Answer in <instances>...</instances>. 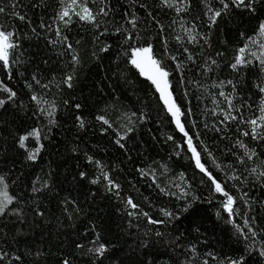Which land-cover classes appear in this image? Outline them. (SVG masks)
I'll list each match as a JSON object with an SVG mask.
<instances>
[{"label": "trees", "instance_id": "obj_1", "mask_svg": "<svg viewBox=\"0 0 264 264\" xmlns=\"http://www.w3.org/2000/svg\"><path fill=\"white\" fill-rule=\"evenodd\" d=\"M70 3L0 0V264H264V0ZM149 45L184 132L130 63Z\"/></svg>", "mask_w": 264, "mask_h": 264}, {"label": "snow or ice", "instance_id": "obj_2", "mask_svg": "<svg viewBox=\"0 0 264 264\" xmlns=\"http://www.w3.org/2000/svg\"><path fill=\"white\" fill-rule=\"evenodd\" d=\"M233 2L237 6H250L245 5V0H233ZM77 4V0H71V3L63 8L62 12L60 13L59 18L61 20H64L65 17L69 16V10H75V6ZM82 12H76V15L79 16L80 20H86L89 22H92L95 20V15L92 13V11L86 6V5H80ZM225 8L228 7L227 4L224 5ZM179 10V9H178ZM3 9H0V12H2ZM103 11V10H101ZM220 12H216L215 16H219ZM23 17H21L22 19ZM213 20H215V17H213ZM70 21H65V23H68ZM260 33L261 35H264V24H261L260 26ZM12 37L13 33L8 31H3L0 30V61L3 62L5 66L9 64V56H10V50H12L15 45L12 42ZM106 50V49H105ZM244 49H241V52L243 53ZM242 61L238 60L237 63H241ZM130 63L134 65L137 69H139L140 73L142 75L147 76L149 80L152 81V83L156 86L157 90L160 92L161 98L163 99L165 105L167 106L168 112L172 114L173 117L176 119V124L177 127L180 129L181 132H184L183 125L180 122V109L179 107L175 104V102L172 100L171 97V92L168 91L169 87V82H168V76L169 73L161 67L160 61L156 60L153 58L152 55V48L151 45L147 47H139V48H134L132 50V57L130 60ZM69 79H71L69 77ZM7 91V89H5ZM261 91H264V89H261ZM12 96H15V93H11ZM35 99V97H34ZM0 103H3V101H0ZM261 112L264 113V108L261 109ZM99 119L103 120V117H100ZM260 121L264 122V114L260 116ZM105 123H108L107 121H104ZM251 125L254 127L252 128V132H256V127L257 125V120H251L249 122ZM81 127H83V121H81ZM248 133H245L247 135ZM29 135L33 136H39L38 131H33ZM187 135V133H185ZM24 139H27V137L22 138V142ZM119 143V141H117ZM188 145L193 151L195 157H196V164L197 167H199L202 171H205L204 166L200 163V158H199V153L196 152V149L192 147V139L189 137L188 139ZM241 147H244L243 144L240 145ZM39 149L36 150L38 152ZM36 152H32L29 154V159H35L36 158ZM91 159V158H89ZM209 176L211 174L209 173ZM95 182V181H93ZM111 183V182H110ZM213 183L215 184V190L217 192H223L224 195L227 197L226 202L224 203L223 207L225 208L226 211L232 212V205H233V197L228 195V193L224 192L221 184L219 182H216L213 179ZM0 184H3V189L0 190V213H3L5 211V208L7 207L8 204L12 202V197L8 195L7 193V185L4 184L3 178L0 177ZM129 204H132V201H128ZM135 207V205H132ZM187 211V209H185ZM165 216H171L172 214L169 212L164 213ZM152 223H156V221H150ZM255 235V233H253ZM93 251L103 254L105 251V246L101 244L98 248L93 249ZM261 255L264 256V251H261ZM243 260V257L240 258V260H232L229 262V264H241V261ZM65 264H67V261H65Z\"/></svg>", "mask_w": 264, "mask_h": 264}, {"label": "rangeland", "instance_id": "obj_3", "mask_svg": "<svg viewBox=\"0 0 264 264\" xmlns=\"http://www.w3.org/2000/svg\"><path fill=\"white\" fill-rule=\"evenodd\" d=\"M261 36H262V38H263V40H264V35H261ZM262 43H264V42H262ZM245 56H246V50L244 49L243 53L241 52V53L239 54V56H238V60L242 61L241 63H237L238 65L243 64V63L246 61V60H245ZM153 58H154V57H153ZM238 60H237V61H238ZM146 77H147V76H146ZM167 79H168V82H169L168 91L171 92V90H170V81H169V78H167ZM171 97H172V100L175 102L172 93H171ZM175 104H176V102H175ZM176 105H177V104H176ZM174 119H175V117H174ZM175 121H176V119H175ZM180 122H181V119H180ZM181 124H182V123H181Z\"/></svg>", "mask_w": 264, "mask_h": 264}]
</instances>
